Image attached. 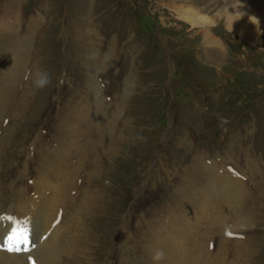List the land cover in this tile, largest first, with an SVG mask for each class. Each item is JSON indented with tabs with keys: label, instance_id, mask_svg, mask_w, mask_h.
Here are the masks:
<instances>
[{
	"label": "rangeland",
	"instance_id": "obj_1",
	"mask_svg": "<svg viewBox=\"0 0 264 264\" xmlns=\"http://www.w3.org/2000/svg\"><path fill=\"white\" fill-rule=\"evenodd\" d=\"M242 1L245 15L228 31L224 11L236 0H0V21L17 24V39L30 37L13 52L0 37V242L35 215L38 225L24 223L29 250L15 252L26 264H40L46 246H63V264H152L151 249L171 230L186 246L183 264H264V5ZM250 16L261 27L246 35ZM88 25L93 62L73 42ZM205 33L224 46L220 69L206 60ZM9 54L25 65L15 86ZM37 70L51 74L45 89L33 86ZM79 127L84 150L74 148L68 163L61 154L66 165L51 171L62 137ZM233 132L241 144H231ZM194 165L208 180L215 167L242 182L235 198L256 224L233 230L192 209L196 192L184 189ZM181 218L184 235L173 226Z\"/></svg>",
	"mask_w": 264,
	"mask_h": 264
},
{
	"label": "bare ground",
	"instance_id": "obj_2",
	"mask_svg": "<svg viewBox=\"0 0 264 264\" xmlns=\"http://www.w3.org/2000/svg\"><path fill=\"white\" fill-rule=\"evenodd\" d=\"M19 1V0H18ZM242 1V0H241ZM14 2V1H13ZM243 2V1H242ZM261 6L264 5V0H261ZM250 3H252L250 1ZM7 4V3H6ZM244 5V4H243ZM13 8V7H12ZM17 9V8H16ZM14 10V9H13ZM184 13V12H183ZM191 16H194L196 17V14L193 13V11L190 12ZM5 15V13H4ZM92 15V14H91ZM79 17V16H78ZM189 17V21L190 23H197L198 21L200 23H203V25H207V21L205 18H199L197 17L196 20L197 22H193L192 19H190V16ZM41 19L42 21V17L39 18ZM93 20V19H92ZM192 21V22H191ZM206 22V23H205ZM78 23V22H77ZM35 24V23H34ZM165 24V23H164ZM30 25V24H29ZM14 26V29L12 28ZM33 26V25H32ZM37 26V25H36ZM34 26V28L36 27ZM81 26H84V25H81ZM92 26V24H91ZM96 26V25H95ZM98 26V25H97ZM201 26V25H200ZM16 27V29H15ZM30 27V26H29ZM38 27V26H37ZM99 27V26H98ZM261 27V24H253L252 21L248 20L242 27H241V30L243 31L244 34H249V33H255V31L257 29H259ZM33 28V29H34ZM30 29V28H29ZM96 30V29H95ZM32 28H31V32H32ZM82 31V32H81ZM36 32V31H35ZM84 32V36L85 38L83 39L81 37V39L76 36L75 40H73L74 42V45L77 47V48H84L85 45L87 47V57L88 59L93 62V60L95 61V59H97L98 57V54L99 52L96 51V54L94 52V48L90 45V41H88V38H91L92 34L94 33V30L91 29V27L88 25L86 28L83 27L82 30H80L77 34L80 35L81 33ZM18 33V30H17V24L12 22V21H9V20H2L0 21V37L1 38H6V40H8V44L10 46V49L13 51H18L19 49H27L28 47H30L29 45L30 44H26L27 41L26 40H30V37L28 36L26 40H20V39H17L16 38V35ZM96 33V32H95ZM29 34V33H28ZM26 34V35H28ZM97 34V33H96ZM81 36V35H80ZM204 36V45H205V48L207 47L206 49V60H208L209 62H212L216 65V68H221L222 67V62L220 61L221 58H222V54L218 51V53H216L218 47H223L221 45V43L213 38L212 35H210L209 33L208 34H203ZM21 39H22V36H20ZM100 37V36H99ZM93 41V40H92ZM32 41H30L31 43ZM29 43V42H28ZM85 43V45H84ZM5 45V44H4ZM33 44H31V47H32ZM20 47V48H19ZM217 47V48H216ZM10 50V51H11ZM20 51V50H19ZM221 54V55H220ZM5 55V54H4ZM8 55V54H7ZM38 55V53H37ZM221 57V58H220ZM8 58V62L7 64L9 65V71L6 70V75H9V74H13L15 75V80H13V86H15V84H17V80L19 79L20 75L19 74L20 72L23 71V68H24V62H23V58H22V55H19L17 56L16 55H10L7 57ZM93 59V60H92ZM99 59V58H98ZM207 61V62H208ZM212 65V64H210ZM93 66V65H92ZM96 67V66H95ZM222 74L224 75V71L223 69H221ZM225 76V75H224ZM227 77V76H226ZM11 78V77H10ZM93 81L94 82H90V85H91V88L94 87L95 85V79L93 78ZM231 81V80H230ZM10 85V84H9ZM27 85V84H26ZM18 86V85H17ZM12 92V91H11ZM13 95V94H11ZM7 99V97H6ZM8 106V105H7ZM76 106V105H75ZM78 107V106H76ZM80 108V107H79ZM78 108V109H79ZM82 108V106H81ZM88 108V107H87ZM85 109V108H84ZM72 110V109H71ZM80 110H83V109H80ZM76 112V111H74ZM84 113V112H83ZM83 115V114H82ZM82 115L76 113V117L78 118V122H80V119L82 117ZM1 117V116H0ZM4 116L2 115L1 119L3 118ZM21 118V117H20ZM76 120V118H75ZM127 122V120H126ZM74 124H71L69 128H71ZM75 126V125H74ZM92 125H87V129L89 132L90 129H91ZM68 130V129H67ZM66 130V131H67ZM70 133L69 137L68 138H65V136L62 137V140H61V144L62 145H66V147L62 148L61 151H60V154L56 155V157H52L50 158V160L47 162V165L50 167V170L51 171H56V169H53L55 167H63L66 165V160H67V163L69 162V159L70 157H72V150L74 148H77L79 146V149L81 150H84L82 149V144H81V138H84V136H87L86 134L84 133H80V127L79 128H74L72 129L71 131H68ZM120 132V131H119ZM243 133V132H242ZM121 134V133H120ZM244 134V133H243ZM242 134V135H243ZM65 135V133H64ZM115 136V135H114ZM2 137V136H1ZM116 138V137H115ZM120 138V137H118ZM118 141V139H117ZM1 142V141H0ZM113 142V141H112ZM242 142V139L241 137H238L234 134V132L232 133V139H231V144L236 146L237 143L238 144H241ZM12 142H10L9 146H12L11 144ZM89 143V142H88ZM70 145V146H68ZM113 145V144H112ZM40 146V145H39ZM80 146L82 148H80ZM114 146V145H113ZM34 147V146H33ZM136 147V146H135ZM46 149V145L41 147L40 146V150L43 152L44 150ZM5 150V149H4ZM3 150V151H4ZM106 150V148H105ZM111 150V149H110ZM108 152V151H107ZM114 152V151H113ZM3 153V152H2ZM106 153V152H105ZM61 154L62 156L65 155V157L67 158L66 160L65 159H60L61 158ZM103 154V153H102ZM108 154V153H107ZM112 157V156H110ZM115 158V157H114ZM109 161V160H108ZM98 162V161H97ZM110 162V161H109ZM96 164V163H95ZM94 164V165H95ZM196 165H194V169L193 167L190 168V170H194L193 171H189L190 174H188L187 176V181L188 183H186V188L184 189L185 190H190L191 191V194L192 192H196V195H192L191 197H189V206L192 208V209H195L194 207H196V209H201V210H209V214L210 212L214 214V219L215 220H218V219H221L222 221V225L224 224V222L226 224H228L230 226L231 229L233 230H236V229H239L243 226H251L253 224H256L253 220L252 217H248L244 215L243 213V205L241 207V203L240 201L236 200V196L241 194L242 192V189H241V184L242 182L240 181H231L229 178L227 177H223L221 173L217 172V169H215V167H213L211 169V174L208 176L209 180L207 179L206 177V173L204 171V168L203 167H195ZM53 169V170H52ZM93 169V167H92ZM99 170V168H98ZM70 172H73V170H71ZM94 172H95V169H94ZM99 173V171L97 172ZM22 174V173H21ZM20 174V175H21ZM91 174V173H90ZM89 174V175H90ZM18 175V174H17ZM90 177V176H89ZM97 177V176H96ZM102 177V176H101ZM199 178V180H197ZM90 181V180H89ZM92 182V181H91ZM184 183V182H183ZM217 183H220V185L216 188L213 189V187L211 186V184H217ZM183 191V192H184ZM87 191H84L83 193H86ZM183 192H180L181 194ZM263 193V192H262ZM89 194V193H87ZM101 194V193H100ZM186 194V193H185ZM211 197V198H208L207 197ZM210 195V196H209ZM86 196V195H85ZM261 197V196H260ZM96 199V197H95ZM213 199V200H212ZM230 199V200H229ZM258 199V198H257ZM82 200V199H81ZM80 200V202H81ZM235 200V201H234ZM95 201V200H94ZM224 201V202H223ZM233 201L234 203H236L235 205H233L231 202ZM183 202V201H182ZM81 204V203H80ZM84 204V202H83ZM88 204V202H87ZM240 204V205H238ZM44 206V204H43ZM42 206V207H43ZM86 206V205H85ZM88 206V205H87ZM92 206V205H91ZM188 206V207H189ZM41 207V208H42ZM84 207V206H83ZM179 207V206H178ZM51 208V207H50ZM49 208V211L51 212V209ZM190 208V209H191ZM87 209V208H86ZM95 209V207H94ZM242 212H241V211ZM42 211V209L39 210L38 213H40ZM75 211V210H74ZM73 211V212H74ZM92 211V209H91ZM164 211V210H163ZM181 211V210H180ZM183 211V210H182ZM212 211H215V212H212ZM253 211V210H252ZM94 212V211H93ZM178 212V211H177ZM176 212V213H177ZM76 213H77V208H76ZM171 213V212H170ZM189 213V211L187 212ZM178 214V213H177ZM246 214V213H245ZM173 215V214H172ZM184 215V214H183ZM260 215V213H259ZM193 216V215H191ZM195 216V215H194ZM251 216V214H250ZM33 217V218H32ZM32 217H28V216H23L21 217V220L20 222L22 223H27V222H31V223H34L35 225H38L39 224V218L36 217L35 215H33ZM255 217V216H254ZM11 218V219H9ZM169 218V217H168ZM200 218V217H199ZM203 218V217H202ZM77 219V218H75ZM80 219V218H79ZM91 219V218H90ZM8 220H12L14 221L13 217L12 216H9V214L7 213V221ZM81 220V219H80ZM174 220V219H173ZM187 220V219H186ZM202 220V219H201ZM204 220V218H203ZM208 220V219H207ZM6 221V222H7ZM93 221V220H92ZM195 221V219H194ZM220 221V222H221ZM197 222V221H196ZM207 222V221H206ZM232 222H234L235 224H233ZM264 222V221H263ZM80 223V222H79ZM94 223V222H93ZM97 223V222H96ZM184 223V220L179 219L177 220L176 224L173 225L175 226V229H178L181 231V233L184 235L182 229H181V225ZM186 223V222H185ZM196 224V223H195ZM209 224L211 225V223L209 222ZM208 224V225H209ZM214 224V223H213ZM216 224V223H215ZM81 225V224H80ZM155 225V224H154ZM206 225V224H205ZM228 225L226 228H228ZM89 226V225H87ZM93 226V225H92ZM158 226V225H157ZM187 226V224H186ZM192 226V225H191ZM195 226V225H194ZM199 226V225H198ZM202 226V225H201ZM218 226V225H217ZM254 226V225H253ZM86 227V226H85ZM165 227V226H164ZM188 227V226H187ZM207 227V226H206ZM72 228V227H71ZM82 228V227H81ZM192 228V227H191ZM195 228V227H194ZM209 228V227H208ZM214 228V227H213ZM248 228V227H247ZM86 229V228H85ZM153 229V228H152ZM184 229L187 231V229L184 227ZM189 229V227H188ZM199 229V228H198ZM206 229V228H205ZM211 229V227H210ZM78 230V229H76ZM192 230V229H189V231ZM194 230V229H193ZM232 230V231H233ZM62 231H64V229H62ZM153 231V230H152ZM152 231H150L152 233ZM188 231V233H189ZM204 231V230H203ZM207 231V230H206ZM212 231V230H211ZM214 231V230H213ZM231 231V230H230ZM81 232V230H80ZM93 232H90L89 235H88V238L86 241L87 242V245H90L91 246V243L89 242V239L92 238L90 237V235L92 234ZM146 233V232H145ZM150 233V234H151ZM158 233V231H157ZM165 233V232H164ZM193 233V232H191ZM191 237L193 234H191ZM28 239L31 237V241H32V232H28ZM77 235V234H76ZM80 235V234H79ZM156 235V234H155ZM186 235V234H185ZM77 237V236H76ZM75 237V238H76ZM83 237V236H82ZM157 237V236H156ZM64 238V237H63ZM74 238V239H75ZM170 238L171 241H170ZM72 239V238H71ZM73 239V240H74ZM146 239V238H145ZM5 241V240H4ZM71 241V240H70ZM3 242V241H2ZM94 242V240H93ZM96 242V241H95ZM148 242V241H147ZM31 242L28 243L27 247H29V244ZM65 245V244H64ZM94 245V244H93ZM92 245V246H93ZM177 245H179V249H177ZM55 246V245H54ZM0 247H4L6 248V246L3 245V243H1ZM94 247V246H93ZM66 248V247H65ZM237 248V247H236ZM186 249V246L183 244V240L181 239V237L176 234V232L174 230H171L169 232V234L167 236L164 235V237H161L159 239H157V242H156V248H152L151 250L153 251V253L156 251V250H162L163 253H164V259L160 262H158V264H183V259L184 257L186 256L187 252L185 251ZM244 249V248H243ZM251 249V248H250ZM64 250L63 249V246H58L57 248H48L47 246L44 247V248H40L37 252V258L40 262V264H63V257L60 256L61 255V251ZM75 250V249H74ZM81 250V249H80ZM249 250V248H248ZM46 251V252H45ZM68 252V251H67ZM71 254H72V259L75 260L76 257H75V254H79V251H74L71 249L70 250ZM150 253V252H149ZM152 253V254H153ZM236 253V251H235ZM16 253L15 252H9L7 250H0V264H26V258H22L21 255H15ZM148 254V253H147ZM242 254V253H241ZM246 255V254H245ZM153 256V255H151ZM243 256V255H242ZM66 257V256H65ZM79 259V258H77ZM76 259V260H77ZM240 259V258H239ZM61 260V261H60ZM239 261V260H238ZM236 261V262H238ZM61 262V263H60ZM152 262V261H151ZM233 262V261H231ZM230 262V263H231ZM235 263V262H234ZM153 264V262H152ZM227 264V263H226ZM233 264V263H232Z\"/></svg>",
	"mask_w": 264,
	"mask_h": 264
},
{
	"label": "clouds",
	"instance_id": "obj_3",
	"mask_svg": "<svg viewBox=\"0 0 264 264\" xmlns=\"http://www.w3.org/2000/svg\"><path fill=\"white\" fill-rule=\"evenodd\" d=\"M243 7L244 5L241 3V0H236L234 8L225 9L223 19L226 30L232 31L234 24L240 19H242V17L245 15V13L240 10ZM249 20L254 21L257 19L253 16H250ZM51 82H52L51 74L47 71L37 70L34 76L32 77L33 86L35 89L38 90L47 88L51 84ZM163 259H164V253L162 250H156L153 253L152 256L153 264H158V262L162 261Z\"/></svg>",
	"mask_w": 264,
	"mask_h": 264
},
{
	"label": "snow or ice",
	"instance_id": "obj_4",
	"mask_svg": "<svg viewBox=\"0 0 264 264\" xmlns=\"http://www.w3.org/2000/svg\"><path fill=\"white\" fill-rule=\"evenodd\" d=\"M0 222H3V217H0ZM10 227L11 231L6 237V240L0 243H3L9 252H27L29 250L27 247L29 240L25 224L22 222H14Z\"/></svg>",
	"mask_w": 264,
	"mask_h": 264
}]
</instances>
